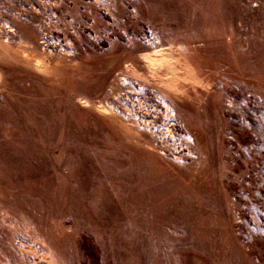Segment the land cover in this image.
I'll use <instances>...</instances> for the list:
<instances>
[{"label": "rangeland", "instance_id": "rangeland-1", "mask_svg": "<svg viewBox=\"0 0 264 264\" xmlns=\"http://www.w3.org/2000/svg\"><path fill=\"white\" fill-rule=\"evenodd\" d=\"M0 264H264V0H0Z\"/></svg>", "mask_w": 264, "mask_h": 264}]
</instances>
